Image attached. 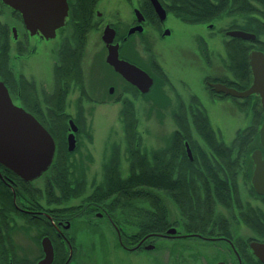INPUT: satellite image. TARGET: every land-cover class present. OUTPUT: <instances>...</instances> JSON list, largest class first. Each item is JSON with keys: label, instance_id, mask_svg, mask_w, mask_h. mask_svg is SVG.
Masks as SVG:
<instances>
[{"label": "flooded vegetation", "instance_id": "af4514ba", "mask_svg": "<svg viewBox=\"0 0 264 264\" xmlns=\"http://www.w3.org/2000/svg\"><path fill=\"white\" fill-rule=\"evenodd\" d=\"M158 2L165 10L163 20H160L150 0H66L67 12L63 24L55 31L53 38L45 39L40 33L31 35L25 28L20 14L0 0V16L3 10L7 9L20 23L19 27L15 25L8 27L0 20V26L6 31L7 65L10 75L8 85L0 80L5 84L13 104L31 114L50 133L55 142L52 163L56 160L57 164L54 167H51V164L45 172L32 181L22 180L0 164V264H95L96 260H99V254L95 253L97 247L90 243L86 246L80 244L77 231L87 229L96 234L101 231L98 225L101 221H106L109 232L115 237L121 252L129 256L142 253L155 255V260L150 259L151 264H161L158 258L166 247L157 241H172L166 247V252L170 255L179 253L183 248L196 246L197 251L201 252L200 260L198 255H194L197 257L195 261L199 264H264L252 246L254 242L264 244V195L257 194L252 185L255 165L251 154L258 149L261 151V159L264 160V150L260 145V148L250 151L248 155L250 166L246 172L241 171L240 174L237 170L238 159L232 157L233 149L229 147L228 158H219L213 152V148L206 144L203 133L196 132L193 127V132L180 133L184 158L180 157L177 163L172 164L170 181L173 190H178L180 187L182 190L180 193L170 192L167 196L171 210L167 209L168 223L162 231L143 233L138 226L143 210H151L152 215L157 219V205L156 207L149 205L151 209H143L137 204H142L143 201L140 199L127 203L117 197H107L99 203L88 202L89 194L97 184H91L92 189L85 196L83 195L85 190L77 197L63 199L60 195L58 157L56 158L58 123L65 121L68 125V122L72 121L79 129L77 123L85 119L64 114L68 92L74 87L79 89L80 85L84 91L88 72L91 73L93 65L99 64L116 78L107 82L108 94H112L115 86L120 85L123 94L129 91L140 96L144 95L106 62L108 50L102 40L105 28L114 31L112 45H117L118 59L144 70L153 80L151 88L155 82L154 71H161L165 75L167 83L161 85L162 91L164 86L172 87V85L168 83L158 58L153 54V41L151 40L149 44L143 41L144 31L149 29L157 33L160 38L170 36V29L166 25L169 13L186 25H206L209 29L213 27L212 22L222 16L206 23L190 24L172 12L171 2L166 0H158ZM261 23L264 25V21ZM139 27L141 30L138 29ZM233 30H241L255 36L254 40H242L249 48L247 52L249 83L243 89L235 88L234 84L238 85L239 79L230 70L232 80L206 76L201 83L210 96L230 97L215 93L209 86L213 83L228 86L221 82L222 80L231 82L232 85L228 87L238 91L247 89L253 80L249 55L259 51L264 56V51L258 45V42L264 43L258 38L259 35L251 30L234 27L224 31L225 36L228 31ZM94 35H97V39L95 36L96 40L92 42ZM227 37L228 41L238 39ZM98 39L101 46L99 45L98 49L90 54L92 43H97ZM228 41L223 44L227 68L229 63L225 43ZM198 44L202 51L201 57L207 61L205 42L201 37L198 38ZM12 47L13 53H11ZM143 50L149 54L147 63L143 61ZM143 63L146 64L149 72L141 67ZM18 64H22L23 72L16 69L15 65ZM79 71L82 77L80 85ZM174 97L176 105L185 109V104L179 95L174 94ZM250 97H257L261 106L260 98L255 94L247 98H231L242 100L246 104ZM61 98L64 108L62 115L58 114V102ZM126 100L128 99L122 98V101ZM77 102L80 104L82 98ZM168 102L171 105V101ZM190 102L185 110L189 120L194 114V108L208 118L196 94L191 95ZM175 132L176 130L171 133V137ZM68 133L69 131L65 134V142ZM77 134L78 131L75 134L73 151L78 145ZM214 139L217 144L226 146L215 132ZM171 143L170 140L169 144L172 145ZM187 148L190 155L187 153ZM169 150L173 151L172 148ZM70 158L67 157L68 162L71 161ZM226 159L230 163L229 169L225 167ZM103 167L104 164L102 172ZM103 175L101 174L102 179L98 184L102 183ZM240 182L247 186V195H239ZM155 195L158 198V190H155ZM76 199H80L78 204H72ZM254 202L258 205H252ZM118 208L123 215L116 222L114 215ZM186 242L188 244H185ZM190 242L201 244L191 245Z\"/></svg>", "mask_w": 264, "mask_h": 264}, {"label": "rangeland", "instance_id": "374dc122", "mask_svg": "<svg viewBox=\"0 0 264 264\" xmlns=\"http://www.w3.org/2000/svg\"><path fill=\"white\" fill-rule=\"evenodd\" d=\"M248 1L254 5H258L252 0ZM253 18L254 21L255 18L264 21L257 14L247 16L223 14L220 19H215L212 22L213 27L209 29L206 25H186L169 13L166 25L170 29V36L160 38L157 33H153L149 29L144 31L143 41H147L148 44L151 40L153 41V54L158 58L168 78V83L172 85V87H169V85L164 86L161 92L158 90L152 92L149 98L129 91L123 94L124 92L121 91L122 87L120 85L115 86L112 94H108L107 88L109 84L107 82L109 80H116V78L113 75L111 76L110 72L103 66L99 64L92 66L91 73L88 72L85 78L87 83V86L85 85L86 89L84 91H79L81 87L79 89L77 87L71 89L68 92L66 100L67 106H65L64 111V114L70 117L85 118L81 122L83 131L77 135V148L72 152L73 155L72 153L69 155L71 157L70 163L72 164L70 169L73 170L74 178H80L82 175L84 177L86 184L84 196L90 193L92 189L91 184H98L101 181V174H103L101 170L102 166L105 164L107 158H109V154L111 153L109 150H112L113 147L118 148V164L121 175L124 177L127 174V146L123 131V122L119 114L122 109V98H127L133 105L136 118V136L139 139L138 149L140 152L149 155L154 151L166 148L170 141L171 133L177 129L173 114L178 111L179 107L176 105L174 94L179 95L183 100L185 110L190 102L191 95L196 94L219 140L233 149L232 157H237L238 159L237 170L240 171V174L241 171L246 172L250 166L248 155L254 148H260L259 143L257 147L246 148L247 141L249 140L247 138L248 135H246V138L242 142V147H237L235 140L241 131L249 127H254L257 119H261V125L264 119V108L258 103L257 107L254 108L253 105L256 99L253 97L246 104L242 100L231 97L223 98L211 95L212 98L203 89L201 80L206 76L220 79L227 78L228 80L233 79L232 74H230L227 68L223 44L229 38L225 36L224 31L234 29V27L254 29L255 23H251V19ZM0 20L8 27L12 25L19 27L20 25L16 17L11 15L7 9L3 10ZM95 36L97 39V35H94L92 42H95ZM199 37L205 42L207 61L203 59L204 57H201L202 51L199 49L198 44ZM258 38L264 42V33H261ZM99 45L100 42L98 39L97 43H92L89 53L92 54V52L96 51ZM13 52L14 49L12 47L11 53ZM142 57L143 61L147 63L149 59L148 52L143 50ZM15 67L20 72H23L22 64L15 65ZM141 67L149 72L146 64L143 63ZM87 97L88 99H86ZM81 98L82 102L79 104L77 101ZM169 100L171 101V105L168 102ZM62 123L66 125L65 136L68 131V125L65 121ZM260 125L257 126V130H259ZM190 131L193 132V129L191 128ZM245 183L247 184V182ZM239 184V195H247V186L241 182ZM159 196L163 199V203L167 209L171 210L170 203L168 202L169 198L160 192ZM79 200L72 201V204H78ZM137 204L139 207L141 205L143 209L150 208L147 202ZM252 205H258V203L254 202ZM119 211L120 209L118 208L114 215L116 222L123 215ZM98 225L101 231L96 234L87 229L77 231L78 242L80 244L86 246V244L90 243L97 247L95 253L99 254V260H96L97 262L95 264H151L150 259H156L155 255L149 253L129 256L121 252L116 244L115 237L109 232L106 221H101ZM240 228L244 227L240 226ZM157 242L163 244L164 247L172 243V241ZM185 244H188V242ZM190 244L201 243L190 242ZM166 247L163 249L164 252L160 254V258H158L161 264H199V262L195 261L197 257H194V255H198V259L200 260L199 255L201 256V252L197 251L196 246L183 248L175 255H170L166 252ZM200 250L204 249L200 248ZM206 253L210 254L211 252Z\"/></svg>", "mask_w": 264, "mask_h": 264}, {"label": "trees", "instance_id": "16d2710c", "mask_svg": "<svg viewBox=\"0 0 264 264\" xmlns=\"http://www.w3.org/2000/svg\"><path fill=\"white\" fill-rule=\"evenodd\" d=\"M171 2L172 12L184 19L190 24L206 23L212 19L219 17L223 14H239L250 15L257 14L264 20V0H252L258 5H254L248 0H166ZM252 23H255V28L252 32L260 35L264 33V25L259 19H251ZM257 43V42H256ZM246 42L241 39H231L225 43L226 54L228 58V69L236 74L239 79V83L234 84L237 89H243L247 87L250 79L248 64H247V52L249 48L246 47ZM259 48L264 51V43L258 42ZM7 42L6 31L0 26V79L4 81L6 85L9 84L10 75L7 65ZM153 75V72H152ZM155 82L153 87L147 94L142 97H150L151 93L158 90L161 92V85L167 83L165 75L161 71H154L153 75ZM81 73H78V83L82 84ZM228 86L232 85L231 82L222 80ZM81 91L82 90V86ZM137 93V92H136ZM139 94V93H138ZM140 95V94H139ZM252 98V97H250ZM254 108L257 107L258 98L256 97ZM63 99L58 102V114L63 111ZM122 109L120 110V118L123 122V131L125 136V142L127 146V159H128V171L123 177L120 173L118 159V148L113 147L109 155V159L105 162L103 167V181L93 189V192L89 194L88 202L99 203L107 197H117L125 202L132 200H142L147 202L150 207H156L157 205V219L152 215L151 210H143L141 218H139L138 226L143 233L162 231L167 226V208L163 203V199L155 196V190H158L162 195L168 196L170 192L180 191L173 190V185L170 181V173L172 164L177 163V159L184 158L182 150V140L179 136L180 133H187L193 127L196 132L203 133L206 144L213 148V152L219 158H228V149L222 144H217L214 139V130L211 124L205 116V114L198 112L194 108V114L189 120L187 118L185 109L179 107L178 111L173 114L174 120L177 125L175 134L170 138L171 144L166 148L157 150L147 155L144 152H140L138 149L139 139L136 136V118L133 110V105L129 100L122 101ZM166 108V107H163ZM160 115V114H159ZM261 119H257L254 127L246 128L240 132V135L236 138L237 147H242V142L248 135V141L246 148H254L258 145V130L256 129L260 125ZM79 129L78 134L83 131L81 122L77 123ZM65 127L64 123H58V136H56L58 146V189L63 199L68 197L81 196L85 190V182L83 175L78 178L73 176L70 169L72 165L68 162L67 157L71 153L66 151L65 142ZM77 134V135H78ZM253 137V138H252ZM137 143V145H136ZM256 143V144H255ZM256 145V146H255ZM173 149L171 152L169 149ZM217 149V151H216ZM247 155V154H246ZM56 160L52 163L51 167H54ZM183 163V160L181 161ZM57 165V164H56ZM230 163L226 159L225 167L229 169ZM183 179V178H181ZM177 189V188H176ZM119 201L116 202L118 204ZM151 209V208H150Z\"/></svg>", "mask_w": 264, "mask_h": 264}, {"label": "water", "instance_id": "95a60500", "mask_svg": "<svg viewBox=\"0 0 264 264\" xmlns=\"http://www.w3.org/2000/svg\"><path fill=\"white\" fill-rule=\"evenodd\" d=\"M2 2L20 14L25 28L31 35L40 33L45 39L55 36V31L63 24L67 12L66 0H2ZM150 2L160 20H163L165 10L158 0ZM138 29L141 30L140 27ZM226 34L241 40L255 39L253 34L241 30L228 31ZM113 38L114 31L106 27L102 36L108 50L106 62L141 94L147 93L153 84L152 78L144 70L118 59L117 45H112ZM249 65L253 80L247 89L238 91L222 83H213L209 86L215 93L234 98H247L256 94L260 98L261 107L264 108L263 54L259 51L252 52L249 55ZM68 130L67 151L72 152L75 149V133L78 128L69 121ZM258 138L264 150V119L258 131ZM54 152L55 142L50 133L31 114L13 104L5 84L0 80V164L22 180L32 181L49 168ZM187 153L190 155L188 148ZM251 159L255 165L253 188L257 194L264 195V160L261 159V151L258 149L253 151ZM252 246L264 262V244L254 242Z\"/></svg>", "mask_w": 264, "mask_h": 264}]
</instances>
